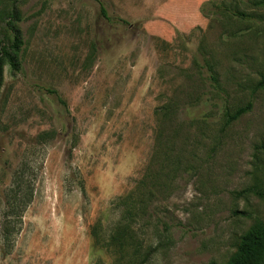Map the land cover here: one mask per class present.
<instances>
[{
	"label": "rangeland",
	"instance_id": "rangeland-1",
	"mask_svg": "<svg viewBox=\"0 0 264 264\" xmlns=\"http://www.w3.org/2000/svg\"><path fill=\"white\" fill-rule=\"evenodd\" d=\"M9 1L0 0V20ZM261 1L19 5L21 68L5 66L0 88V264H109L89 229L99 218L109 229L111 201L142 177L155 108L200 75L210 87L181 114L195 141L193 170L154 204L139 236L151 249L144 264L228 263L242 236L264 222ZM248 102L225 127L222 111Z\"/></svg>",
	"mask_w": 264,
	"mask_h": 264
},
{
	"label": "trees",
	"instance_id": "trees-1",
	"mask_svg": "<svg viewBox=\"0 0 264 264\" xmlns=\"http://www.w3.org/2000/svg\"><path fill=\"white\" fill-rule=\"evenodd\" d=\"M23 1L10 0L8 12L0 20L3 23V33L0 35V88L5 66H8L12 74L18 73L21 68L19 54L23 39L18 27L20 21L18 8ZM203 6L204 4L200 12L204 15ZM101 13L103 16L106 15L104 9H101ZM237 16V20L246 19L243 13H238ZM187 82L190 84L185 83V86L184 84L180 86L182 88L173 87L171 95L155 108L157 130L152 154L142 177L136 181L133 188L111 201L110 209L117 215L115 221L108 229L99 218L89 229L92 247L102 251L110 259L109 264L146 262L151 249L143 250L144 241L139 236V232L150 226L152 219H155L158 210L155 205L167 201L178 187V180L193 170V160L196 156L195 141L192 142L191 133L186 130L187 123L181 120V114L190 107L200 104L204 96L203 90L210 85L202 83L201 75L198 78L190 76ZM258 86L264 87V78L259 81ZM250 108V102L235 110L225 108L222 111L224 126L236 121ZM192 126L193 123L189 125ZM169 229L170 226L164 223V231ZM263 263L264 222H257L242 236L236 253L227 264ZM93 264H104V262L99 259Z\"/></svg>",
	"mask_w": 264,
	"mask_h": 264
}]
</instances>
